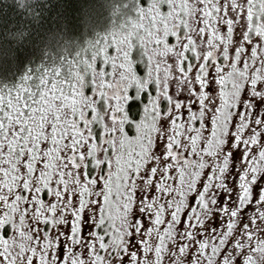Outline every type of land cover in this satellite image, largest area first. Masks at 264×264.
I'll list each match as a JSON object with an SVG mask.
<instances>
[{
    "label": "snow or ice",
    "instance_id": "snow-or-ice-1",
    "mask_svg": "<svg viewBox=\"0 0 264 264\" xmlns=\"http://www.w3.org/2000/svg\"><path fill=\"white\" fill-rule=\"evenodd\" d=\"M133 7L0 84V264H264V0Z\"/></svg>",
    "mask_w": 264,
    "mask_h": 264
},
{
    "label": "trees",
    "instance_id": "trees-1",
    "mask_svg": "<svg viewBox=\"0 0 264 264\" xmlns=\"http://www.w3.org/2000/svg\"><path fill=\"white\" fill-rule=\"evenodd\" d=\"M133 2L0 0V84H14L27 67L54 58V50L59 51L70 42L81 43L94 38L96 32L109 30L117 20L112 14L113 8H120L126 16H134ZM132 55L137 61L138 73L143 74L142 50L137 46ZM141 109L142 104L137 103L130 111L138 114Z\"/></svg>",
    "mask_w": 264,
    "mask_h": 264
}]
</instances>
